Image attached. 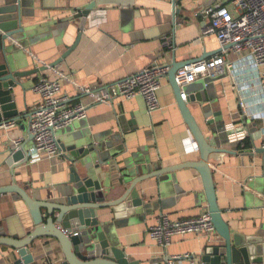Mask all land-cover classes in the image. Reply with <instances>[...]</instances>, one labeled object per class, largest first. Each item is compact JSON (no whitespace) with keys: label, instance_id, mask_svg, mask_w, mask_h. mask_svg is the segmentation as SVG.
I'll return each mask as SVG.
<instances>
[{"label":"crops","instance_id":"obj_1","mask_svg":"<svg viewBox=\"0 0 264 264\" xmlns=\"http://www.w3.org/2000/svg\"><path fill=\"white\" fill-rule=\"evenodd\" d=\"M21 1L28 12L24 25L41 26L46 36L25 47L28 60L25 69L59 59L78 34V21L69 25L63 21L92 1H96L97 6L88 18L77 47L54 68L31 75L24 93L18 89V110L23 117L16 119L12 128L7 124L0 126V186L15 181L35 199L59 203L73 188L64 155L34 163L28 161L14 169L7 160L13 138H21L23 144L29 146L32 144L29 117L39 101L33 87L41 74L58 79L62 93L72 102L89 106L86 118L76 119L57 130L58 139L69 134H86L101 147L104 156L116 154L118 161L133 158L134 154L138 158L150 157L163 167L199 160L198 150L190 151L184 145L189 138L193 147H197L187 124L175 109V95L168 75L162 79L158 90L160 109L153 116L148 114L145 99L140 95L128 100L114 98L97 103L94 100L97 92L111 89L142 68L155 63L171 64L173 46H176V61L180 63H192L204 55L209 59L218 54L217 39L203 37L206 24L201 11L211 0ZM175 7L177 14H174ZM186 86L208 94L205 104L210 106V112H219L225 124L218 142V147L224 151L209 157L218 204L225 220L234 234L264 235V153L255 152L264 141V99L259 96L249 100L248 115L242 117L236 90L227 73L219 77L206 75ZM193 113L206 129L201 114ZM171 177L174 180L171 191L168 189L170 194L163 199L161 208L154 207L149 214L143 207L117 215L111 208L98 211L108 240L124 250L132 262L164 264L163 250L148 233L161 212L179 220L197 217L209 210L197 169L178 168ZM138 191L144 201L159 196L154 179L139 184ZM0 226L9 236L20 238L36 227L27 204L10 193L0 194ZM223 243L217 232L178 235L168 247L167 255L190 253L195 255L194 264H201V255L208 246ZM30 250L33 259L28 264H63L65 259L59 241L51 237L37 239ZM18 259L17 250L0 247V264H17ZM175 264L192 263L189 258H180Z\"/></svg>","mask_w":264,"mask_h":264},{"label":"water","instance_id":"obj_2","mask_svg":"<svg viewBox=\"0 0 264 264\" xmlns=\"http://www.w3.org/2000/svg\"><path fill=\"white\" fill-rule=\"evenodd\" d=\"M214 1L216 0H211L207 5ZM96 6L97 2L92 1L63 21L68 25L78 21V34L75 42L59 59L47 65L25 69L28 60L24 49L46 38L41 30L43 27L24 25L23 19L28 16V12L23 8L21 0L0 2V126L23 117L18 110V89L24 93L31 75L54 68L77 47L88 18ZM174 11L177 14L176 7ZM175 54L176 46H173L168 78L175 95V109L181 114L197 144L199 160L163 167L150 157L138 158L134 154L133 158L118 161L116 154L104 156L101 147L86 134H69L64 139L59 138L64 160L69 165V183L73 187L63 202L35 199L15 181L10 185L0 186V194L10 193L27 204L36 226L23 238L9 236L0 226V247L17 250V264L32 261L30 246L42 237L59 241L65 257L63 264H139L130 261L124 250L110 243L104 225L99 220L98 211L111 208L117 215L122 211L143 207L149 214L154 207L161 208L163 199L170 194L168 189L171 191L173 185L171 174L183 167L199 171L212 223L224 242L222 245L208 246L201 255V264H264V235L243 237L232 233L218 204L209 157L213 153L224 151L218 147L219 134L225 125L223 118L219 112H210V106L205 104L208 94L195 87L180 88L176 72L191 62L180 63L176 61ZM207 57L208 55H204L200 60ZM182 90L186 99L182 97ZM193 111L201 114L207 130L199 124ZM29 147L24 143L18 148L11 146L8 149L7 160L12 162V169L29 161ZM255 152L264 153V148H256ZM153 179L158 184L159 196L144 201L138 185Z\"/></svg>","mask_w":264,"mask_h":264},{"label":"built area","instance_id":"obj_3","mask_svg":"<svg viewBox=\"0 0 264 264\" xmlns=\"http://www.w3.org/2000/svg\"><path fill=\"white\" fill-rule=\"evenodd\" d=\"M201 14L206 24L203 37L214 36L219 43V53L179 68L176 72L177 84L183 89L200 77H219L227 73L237 93L242 112L240 116L245 117L248 115L249 100L259 96L264 99V0H216L204 7ZM169 69V65L161 63L142 68L111 89L104 88L97 92L94 101L97 103L114 98L128 100L140 95L145 99L148 114L153 116L160 109L158 90ZM33 90L39 96V101L33 106L29 117L32 136L28 150L30 163L64 155L57 130L76 119L86 118L89 108L82 102H72L68 95L62 93L61 82L44 74L37 77ZM182 97L186 99L183 90ZM15 123H8V128L14 127ZM22 144L23 139H12V147L18 148ZM184 145L190 151L198 150L189 138L185 139ZM261 148H264V141ZM215 232L209 211L179 220L161 212L148 231L165 254L164 264H175V260L180 258H189L194 264L195 255L190 253L167 255L175 236Z\"/></svg>","mask_w":264,"mask_h":264},{"label":"trees","instance_id":"obj_4","mask_svg":"<svg viewBox=\"0 0 264 264\" xmlns=\"http://www.w3.org/2000/svg\"><path fill=\"white\" fill-rule=\"evenodd\" d=\"M246 142H247V140H246ZM246 145H248V142L246 143ZM246 145H245V146H246Z\"/></svg>","mask_w":264,"mask_h":264}]
</instances>
